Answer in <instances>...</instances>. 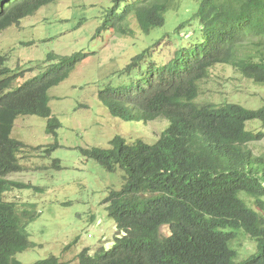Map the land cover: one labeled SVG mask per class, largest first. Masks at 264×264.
Here are the masks:
<instances>
[{
    "label": "trees",
    "instance_id": "16d2710c",
    "mask_svg": "<svg viewBox=\"0 0 264 264\" xmlns=\"http://www.w3.org/2000/svg\"><path fill=\"white\" fill-rule=\"evenodd\" d=\"M55 1L0 0V35ZM111 1L98 33L130 35L135 19L149 34L185 0ZM193 2L197 10L188 23L197 21L194 33L201 36L187 43L193 45L190 50L180 47L166 64L143 69L151 53L146 51L122 71L132 78L130 84L99 92L114 118L150 123L162 117L170 125L153 145L116 137L110 149L83 151L108 172L121 169L125 184L105 200L116 225L113 247L94 254L85 248L77 255L79 264H264V155L254 156L249 148L264 138V130L247 128L258 120L264 129V105L253 110L196 102L199 83L217 64L264 86V0ZM81 57L50 53L42 75L16 86L23 73L10 68L0 53V264H22L17 255L34 247L28 226L39 216L35 204L20 205L4 196L33 188L9 178L24 170L25 144L12 137L15 121L21 115L46 118L56 134L60 123L52 117L49 92L69 78ZM240 233L256 245L243 260L235 248ZM33 264L64 263L50 256Z\"/></svg>",
    "mask_w": 264,
    "mask_h": 264
},
{
    "label": "rangeland",
    "instance_id": "374dc122",
    "mask_svg": "<svg viewBox=\"0 0 264 264\" xmlns=\"http://www.w3.org/2000/svg\"><path fill=\"white\" fill-rule=\"evenodd\" d=\"M112 7L111 0H57L0 35V53L8 57L7 65L23 73L16 86L42 75L50 65L45 63L50 53L82 56L69 78L49 92L52 117L60 123L56 134L49 131L54 124L49 127L46 118L21 115L15 121L12 137L25 144L20 155L24 170L9 178L39 188L4 195L20 205L35 204L39 213L28 226L34 247L17 255L22 264L50 256L64 264H79L77 255L85 248L92 254L109 251L116 225L107 214L105 200L111 191L122 189L125 173L121 169L108 172L83 151L110 149L116 137L129 144L142 140L153 145L170 125L162 117L150 123L114 118L100 101L99 92L130 84L132 78L122 71L146 51L151 53L143 69L150 63L166 64L183 47L190 50L193 45L187 43L201 36L200 31L194 33L199 30L198 22L188 23L197 6L185 0L178 10L166 13L163 27L149 34L141 31L135 19L130 35L98 33ZM199 86L198 104L236 103L253 110L264 105V86L244 78L230 65L213 66ZM247 128L253 133L264 130L258 120L249 122ZM249 148L254 156H263L264 138ZM163 233H168L166 227ZM235 248L240 260L256 251L255 242L244 233Z\"/></svg>",
    "mask_w": 264,
    "mask_h": 264
}]
</instances>
